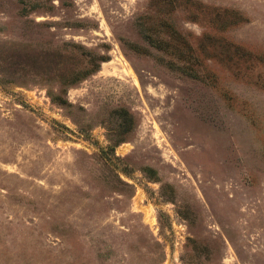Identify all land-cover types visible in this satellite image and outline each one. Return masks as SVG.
<instances>
[{"label":"rangeland","instance_id":"1","mask_svg":"<svg viewBox=\"0 0 264 264\" xmlns=\"http://www.w3.org/2000/svg\"><path fill=\"white\" fill-rule=\"evenodd\" d=\"M0 264H264V0H0Z\"/></svg>","mask_w":264,"mask_h":264},{"label":"trees","instance_id":"2","mask_svg":"<svg viewBox=\"0 0 264 264\" xmlns=\"http://www.w3.org/2000/svg\"><path fill=\"white\" fill-rule=\"evenodd\" d=\"M61 102H65V101L61 100Z\"/></svg>","mask_w":264,"mask_h":264}]
</instances>
